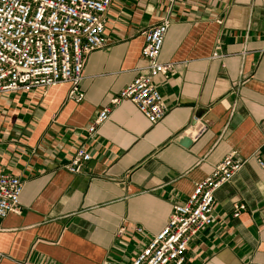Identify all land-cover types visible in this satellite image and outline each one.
I'll list each match as a JSON object with an SVG mask.
<instances>
[{
	"label": "crops",
	"instance_id": "1",
	"mask_svg": "<svg viewBox=\"0 0 264 264\" xmlns=\"http://www.w3.org/2000/svg\"><path fill=\"white\" fill-rule=\"evenodd\" d=\"M166 16L159 61L174 68L154 79L168 113L153 126L111 100L146 65L144 33ZM106 37L88 56L82 101L66 83L0 95V173L24 182L21 213L0 219V264H132L232 152L244 165L216 192L215 222L185 264H264V0H114ZM80 146L92 159L72 174Z\"/></svg>",
	"mask_w": 264,
	"mask_h": 264
},
{
	"label": "built area",
	"instance_id": "2",
	"mask_svg": "<svg viewBox=\"0 0 264 264\" xmlns=\"http://www.w3.org/2000/svg\"><path fill=\"white\" fill-rule=\"evenodd\" d=\"M170 5L190 0H167ZM114 0H0V95L20 91L45 90L69 84V99L82 101L83 71L88 56L109 43L106 37L107 14ZM164 17L144 33L142 56L146 65L138 76L111 100L132 102L146 119L156 126L167 116L168 108L154 83L158 76L168 77L174 63L160 62L159 57L170 27ZM214 58H222L219 53ZM111 108H104L88 128L94 135L109 120ZM195 117L194 121L198 122ZM92 155L85 146L74 150L67 169L82 171ZM264 172V159H258ZM244 161L230 153L212 173L198 183L187 201L173 206L168 224L153 236L132 264H185L187 252L199 232L215 222V194L240 172ZM24 182L16 176L0 173V219L21 213ZM246 210L237 204L234 217ZM120 229L118 235H122ZM141 233L142 229L137 228ZM0 254V261L2 259ZM103 264H116L106 261Z\"/></svg>",
	"mask_w": 264,
	"mask_h": 264
},
{
	"label": "water",
	"instance_id": "3",
	"mask_svg": "<svg viewBox=\"0 0 264 264\" xmlns=\"http://www.w3.org/2000/svg\"><path fill=\"white\" fill-rule=\"evenodd\" d=\"M184 144L188 146L190 144L189 140H186Z\"/></svg>",
	"mask_w": 264,
	"mask_h": 264
}]
</instances>
